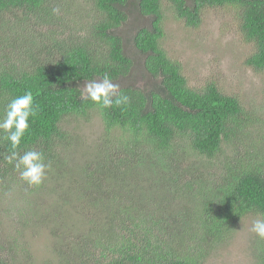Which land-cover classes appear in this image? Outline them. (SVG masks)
I'll return each instance as SVG.
<instances>
[{
	"label": "trees",
	"instance_id": "16d2710c",
	"mask_svg": "<svg viewBox=\"0 0 264 264\" xmlns=\"http://www.w3.org/2000/svg\"><path fill=\"white\" fill-rule=\"evenodd\" d=\"M55 1L0 0V114L15 96L32 91L37 111L20 150L40 151L51 163L44 183L30 188L19 176L16 179L18 173L4 160L9 144L0 138V174L9 184L16 180L17 191L24 196L51 184L56 189L58 178L62 189L70 174L62 154L77 144L66 129L69 124H82L97 115L105 130L102 149L110 143V131L128 135L120 151L96 150L103 154L94 172L87 170L89 165L83 167L80 194L88 185L94 188L85 192L92 207L82 208V213L95 232L60 243L59 264H200L240 219L264 218V149L253 140L258 134L236 96L223 93L215 83L203 89L189 86L181 65L161 46L163 0L137 1L135 13L147 18L148 24L140 25L129 39L125 26L131 21L132 0H93L99 16L84 37L70 27L61 29L66 14H53ZM165 1L177 19L193 28L200 25L206 7L237 10L243 38L254 45L246 63L264 72V0ZM136 55L143 61L146 81L123 83L135 68ZM105 74L119 84L118 94L129 96L127 105L101 108L81 98L85 81ZM187 154L194 162L185 169ZM154 167L161 169L160 177L150 182ZM220 167L225 174L219 178ZM1 175L0 190L8 191L10 185L1 183ZM105 177L111 187L115 177L113 190L122 208L108 216L91 213L103 199L99 193ZM142 188L148 195L138 194ZM59 195L65 203L68 195ZM134 199L138 211L144 205L153 211L147 220L137 217ZM4 213L10 212L0 209V264H29L32 256L18 254L16 244L30 226L47 224L51 217L44 215L30 224L12 216L4 219ZM52 219L56 225L57 219ZM10 222L18 227L6 234L3 225ZM55 225L50 228L58 241L67 233ZM261 245L258 258L264 264V240Z\"/></svg>",
	"mask_w": 264,
	"mask_h": 264
},
{
	"label": "rangeland",
	"instance_id": "374dc122",
	"mask_svg": "<svg viewBox=\"0 0 264 264\" xmlns=\"http://www.w3.org/2000/svg\"><path fill=\"white\" fill-rule=\"evenodd\" d=\"M137 1L132 0L128 6L131 15V21H128L125 26V35L128 39L140 25L148 24L147 18L135 13ZM51 5L53 8H58L59 12L66 14L61 21V29L70 27L68 30L78 31L80 37L88 35L89 25L99 16V12L93 5V0H56L55 4L51 3ZM162 12L164 35L160 41L161 46L171 59L181 65L182 73L187 78L189 86L194 89H203L207 85L215 83L223 93L236 96L244 107L249 122L252 123V130L258 134L253 137V140L260 143V147L264 149V72L258 71L246 63V59L254 52V45L243 38L238 25L237 10L225 6L206 7L202 11L201 22L197 28L186 26L182 20L177 19L172 6L165 0L162 1ZM16 14L20 15L21 12ZM23 28L24 26L20 22L18 29ZM136 59L135 68L127 78L123 79V83L131 84L133 81H136L138 85L144 83L147 73L143 68V61L138 58V55H136ZM80 123L69 124L66 127L77 142L67 151L68 153L62 154L70 171L65 180L67 187L58 189L59 185H63L62 180L58 178V183H55L56 189L51 184L45 190L24 196L17 191L19 187L18 183H15L16 180L9 184V181L3 179L0 174L3 179L1 183L10 185L8 191L0 190V209H7L10 212V214L2 215L4 219L12 216L14 221L28 220L32 224L34 219L44 215L51 217L47 224L41 222V224L30 226L26 237L16 244V249L19 246L18 254L19 252L20 255L28 252L32 256L29 264H59L61 259L56 248L60 243L84 239L95 232L91 231V225L87 223L88 217L85 219L82 213V208L88 211L92 207L87 204L92 202V199H89L85 192L88 187L94 188L88 185L80 194L78 186L82 173H84L83 167L89 165L87 170L94 172L98 166L99 157L103 154L96 150L107 149L106 153L110 150L120 151L124 147L122 143L126 141L128 135H124L121 131H110V143L109 141L105 142L102 149L105 130L100 118L94 115L88 122ZM241 150L244 152V148ZM118 153L119 156H122L120 152ZM187 157L183 163L185 169H188L189 161L190 163L194 162L192 155L187 154ZM202 161L206 163L205 159ZM214 162L219 163L217 160ZM205 163L201 168L206 165ZM147 168L152 170L151 166ZM153 170L150 182L160 177L161 169L154 167ZM190 171L191 169L188 172ZM224 174L225 168H218L217 177L220 178ZM18 176L19 174L16 179ZM106 177L103 178V185L99 193L103 197L100 199L101 204L96 207L97 209H92L91 213L99 214V211L108 216L111 212L120 211L122 208L115 196L118 194L113 190L115 177L111 178L113 187L108 185ZM170 183L171 180L168 184ZM21 188H26L24 183ZM59 194L68 195L65 203ZM138 194L148 195V191L142 188ZM175 203L176 201L173 203V209ZM134 205H136L135 213L141 220H147L153 212L146 205L142 211H138L136 199H134ZM182 206L187 205L182 204ZM130 208L131 206L128 210ZM52 217L57 219L56 225L54 224L55 219ZM257 218L261 217L248 215L240 219L233 225L231 233L226 235L223 241L217 243L207 257L200 260V264H259L258 254L262 248L263 240L251 231L252 223ZM52 225H55L56 230L67 234L59 235L58 241H56L53 232H51ZM3 227L5 233L9 234L18 226L10 222Z\"/></svg>",
	"mask_w": 264,
	"mask_h": 264
},
{
	"label": "clouds",
	"instance_id": "9594fccd",
	"mask_svg": "<svg viewBox=\"0 0 264 264\" xmlns=\"http://www.w3.org/2000/svg\"><path fill=\"white\" fill-rule=\"evenodd\" d=\"M52 12L58 15L59 9L54 8ZM119 91V85L105 74L100 79L85 81L81 98L88 99L101 108H110L113 104L127 105L129 96L118 94ZM36 111L33 93L26 90L11 99L0 114V138L9 144L8 154L3 158L30 188L41 186L51 168V163L42 152L35 149L20 150L21 141L29 130L30 120L35 117ZM251 231L264 240V218L255 219Z\"/></svg>",
	"mask_w": 264,
	"mask_h": 264
}]
</instances>
